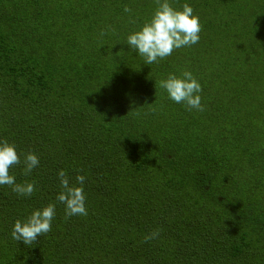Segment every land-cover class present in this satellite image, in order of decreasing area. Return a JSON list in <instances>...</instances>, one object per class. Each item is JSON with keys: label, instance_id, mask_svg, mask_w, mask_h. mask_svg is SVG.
<instances>
[{"label": "trees", "instance_id": "1", "mask_svg": "<svg viewBox=\"0 0 264 264\" xmlns=\"http://www.w3.org/2000/svg\"><path fill=\"white\" fill-rule=\"evenodd\" d=\"M169 3L199 43L147 65L127 37L155 0H0V141L39 158L10 169L31 196L0 186V264H264V0ZM185 70L203 111L159 86ZM61 169L86 177V216L65 218ZM49 203L51 231L13 240Z\"/></svg>", "mask_w": 264, "mask_h": 264}, {"label": "clouds", "instance_id": "2", "mask_svg": "<svg viewBox=\"0 0 264 264\" xmlns=\"http://www.w3.org/2000/svg\"><path fill=\"white\" fill-rule=\"evenodd\" d=\"M157 7L150 20L146 21L138 31L127 37V45L144 58L145 64L158 63L182 47H190L199 43L202 30L198 15L193 8L185 3L180 9L174 8L169 0H155ZM132 9L124 7V12L131 13ZM101 36L105 32L101 31ZM159 86L166 90L168 97L177 104H183L189 111H203L201 103L202 87L191 71L185 70L180 76L169 74L166 79L159 81ZM23 163V174L30 175L39 165V158L34 152L24 154L21 161L15 144L7 140L0 141V186H10L12 191L21 196H31L36 191L35 182L16 183L10 169ZM61 191L56 200L65 206V218L86 216V196L84 183L86 177L77 174L72 183L65 170L58 172ZM79 185V186H77ZM56 215V205L49 203L42 209L34 210L26 220L17 219L13 225L11 236L13 240L27 246L37 242V238L51 231L52 221ZM160 229H155L145 235L144 242L159 237Z\"/></svg>", "mask_w": 264, "mask_h": 264}]
</instances>
